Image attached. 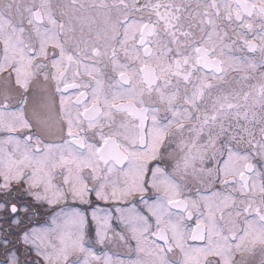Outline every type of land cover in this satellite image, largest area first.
Here are the masks:
<instances>
[{"label": "snow or ice", "instance_id": "obj_1", "mask_svg": "<svg viewBox=\"0 0 264 264\" xmlns=\"http://www.w3.org/2000/svg\"><path fill=\"white\" fill-rule=\"evenodd\" d=\"M0 264H264V0H0Z\"/></svg>", "mask_w": 264, "mask_h": 264}]
</instances>
